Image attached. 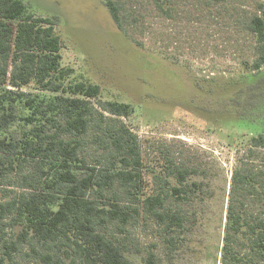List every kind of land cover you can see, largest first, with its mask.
Returning a JSON list of instances; mask_svg holds the SVG:
<instances>
[{
  "label": "trees",
  "instance_id": "obj_1",
  "mask_svg": "<svg viewBox=\"0 0 264 264\" xmlns=\"http://www.w3.org/2000/svg\"><path fill=\"white\" fill-rule=\"evenodd\" d=\"M104 4L121 29V0ZM153 4L169 16L168 0ZM259 12L247 25L257 56L249 66L245 63L239 78L229 79L237 86L216 102L236 124L256 132L243 135L247 159L264 149L259 120L264 113V14ZM61 48L53 17L36 16L23 0H0V186L22 161H34L23 190L0 187V264L25 244L41 264H157L154 244L138 248L124 241L128 223L147 216L161 229L162 242L175 246L187 232L188 215L168 200L185 203L203 194L205 183L193 179L189 168L168 164L167 171H151L157 189H145L137 136L122 121L105 122L104 112L125 117L134 111L132 105L116 100L93 104L101 94L99 84L63 65ZM95 120L106 123L109 163L97 160L89 166L79 140ZM244 160L231 175L220 264H264V165ZM113 226L117 231H110Z\"/></svg>",
  "mask_w": 264,
  "mask_h": 264
},
{
  "label": "rangeland",
  "instance_id": "obj_2",
  "mask_svg": "<svg viewBox=\"0 0 264 264\" xmlns=\"http://www.w3.org/2000/svg\"><path fill=\"white\" fill-rule=\"evenodd\" d=\"M23 1L36 16L55 19L62 64L101 88L93 104L116 100L132 105L129 116L104 112L105 122L122 121L137 136L144 188L157 189L151 171H167L168 164L189 168L193 179L205 183L203 194L185 203L168 200L188 215L187 232L175 246H166L161 229L143 215L128 223L124 241L138 248L154 244L157 264H220L232 172L241 159L263 166L264 149L247 159L243 135L256 132L236 124L216 102L237 86L229 79L239 78L245 63L249 66L257 56L256 38L247 25L256 12L264 14V0H168L169 16L158 12L153 0H121V29L104 0ZM259 116L264 126V113ZM98 121L79 140L80 155L89 166L97 160L109 163L106 123ZM13 132L18 136V127ZM22 162L2 179L3 187L23 190L34 161ZM110 231L117 230L113 226ZM6 264L41 263L25 244Z\"/></svg>",
  "mask_w": 264,
  "mask_h": 264
}]
</instances>
